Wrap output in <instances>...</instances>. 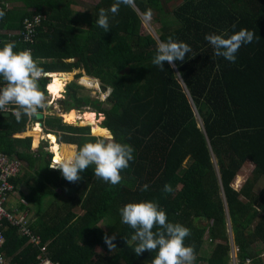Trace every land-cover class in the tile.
Listing matches in <instances>:
<instances>
[{"label": "trees", "instance_id": "obj_1", "mask_svg": "<svg viewBox=\"0 0 264 264\" xmlns=\"http://www.w3.org/2000/svg\"><path fill=\"white\" fill-rule=\"evenodd\" d=\"M115 2L98 0L80 13L83 7L77 0H0L5 12L0 29L9 30L0 36L11 39L2 41L0 48L13 42L14 52L30 48L38 66L56 79L50 94L54 85L74 78V69H82L86 76L81 78H95L109 90L99 101L77 97L81 87L76 82L68 85L67 101L92 105L104 118L103 127L84 120L90 128L49 117L47 125L63 131L64 142L76 144L63 143V153L111 134L134 149V159L121 171L118 185L97 178L95 165L73 183L51 168L52 153L41 147V132L28 128L35 118L25 115L17 122L15 116L0 117L1 153L15 157L21 170L32 173L21 197L37 214L27 227L40 239L33 245L4 218L1 254L8 264H39L41 248L46 247V258L58 264H152L158 250L135 253V230L122 223L120 209L128 203L155 202L168 222L190 229L184 244L194 246V264H229L231 243L239 248L241 264L247 259L261 264L264 0H134L131 6L121 4L115 16L108 12L110 31L105 32L96 24L98 13ZM142 16L159 25L155 38L143 31ZM33 18L38 22L32 41H23L22 22ZM242 28L253 31L256 39L241 46L234 63L215 55L205 39L208 34L227 38ZM170 38L187 43L191 52L183 62L175 61V68L164 62L161 70L152 60L158 42ZM44 82L39 80L40 89ZM247 162L253 169L235 190L232 183ZM19 174L9 178L12 188L21 180ZM145 184L147 190H141ZM165 185L172 191L165 192ZM104 219L108 228L100 225ZM114 234L116 247L109 249L104 238Z\"/></svg>", "mask_w": 264, "mask_h": 264}, {"label": "clouds", "instance_id": "obj_2", "mask_svg": "<svg viewBox=\"0 0 264 264\" xmlns=\"http://www.w3.org/2000/svg\"><path fill=\"white\" fill-rule=\"evenodd\" d=\"M133 3L134 0H116L107 11L101 8L96 24L105 32L110 31L108 12L115 16L118 14L121 4L131 6ZM147 14L151 16V10ZM4 16L5 12L0 10V19ZM205 39L213 46L215 55L234 63L236 53L241 46L252 43L256 39V34L242 28L227 38L223 35L208 34ZM14 47L15 43L13 42L0 48V77L6 82V85L0 88V112H10L11 115L15 116L17 122H20L22 116L25 115L29 118H35L28 123V128L31 129L32 125H35L36 118L49 106L48 98L38 83L48 74L38 66L30 50L14 52ZM190 52L191 47L187 43L176 42L170 38L167 42H158L152 63L160 67L161 70H164V62H168L169 66L175 68L174 62H183L186 54ZM81 77L79 78L81 79ZM51 81L52 79L49 78L45 85V91L48 95L47 85ZM70 83L68 82L66 85ZM101 89L102 92H109L105 88ZM51 102H53L52 99ZM9 105L16 107L10 110ZM99 125L102 126V124ZM46 132L49 131H44L45 135H47ZM60 132V130L51 128L49 133L57 134L58 138ZM42 139L47 140L45 137H41L40 141ZM58 141L61 140L58 139ZM47 142L48 145L45 148L52 153L51 168L59 169L63 178L73 183L82 179L79 173L87 169L89 165H95L94 175L97 178L113 186L118 185L122 180L121 171L127 169L129 162L134 159V149L128 144L116 142L112 134L95 143L87 142L78 149L73 148L64 152L56 162L54 161L53 150H51V143L48 140ZM147 188L148 185L145 184L141 190H147ZM164 191L171 192V186L165 185ZM120 215L122 223L135 230L132 239L138 241L133 248L137 255L145 251L158 250L152 264H194L196 259L194 246H185L184 244L185 238L191 234L190 229L179 223L168 222L165 211L160 209L157 203H128L120 209ZM154 227L157 228L155 232L153 231ZM104 239L109 249L116 247L113 243L115 234L112 237L106 235Z\"/></svg>", "mask_w": 264, "mask_h": 264}, {"label": "rangeland", "instance_id": "obj_3", "mask_svg": "<svg viewBox=\"0 0 264 264\" xmlns=\"http://www.w3.org/2000/svg\"><path fill=\"white\" fill-rule=\"evenodd\" d=\"M77 1L80 4V6L83 7V9H80V13H86V12H88V10L92 9V7L97 3L98 0H77ZM142 18H143V31L146 32V33L151 34V36H153L155 38L157 36L156 34H157V31H158L159 25L157 23H153L151 21V19H149V18H145L143 16H142ZM44 61H46V59H44ZM66 61L67 62H72L73 59H69L68 58V59H66ZM44 64H47V62H44ZM72 73L73 74L75 73V74H74V78L70 82H72V81L76 82L78 84V86L81 87V88H79L77 90V92H78L77 93V97H79V96L80 97H89L91 100L98 99L99 101H104L105 98L108 96L109 92L108 91L102 92V89L100 87V83L98 82L97 79L89 77V76H87L86 78H83V79L82 78L80 79V78L76 77V75L79 74V73L82 74V75L85 74L82 69H75V71H73ZM58 85L56 84V85L53 86V94H51V96L52 95H56V97L52 98V100L55 101L54 104H51V98H49L48 93H47L46 96L48 98L49 105L51 104V106L53 108H55V112H57L59 110H63L62 116L64 117L65 121L66 120L69 121L70 119H72L74 121L75 120L74 115L76 114V109H78L79 111H84L85 110L84 112L77 113L78 114V118L80 116H82L86 112H92L94 115L93 114L86 115L85 119H82V123L81 124H79V123H78V125L76 123H70V124L77 125V126H79V125L82 126L83 124H87V123H85L86 121H84V120H89V121H92L93 123H96L97 120H99V119L102 122V114H99V110L96 109L95 107H93L92 105H89V106H84V105L77 106V101H72V100L67 101V97H66L67 89H66V86H65V90L60 89L58 91V93H55V89L54 88H56V86H58ZM62 91H64V93H61ZM48 92H49V90H48ZM62 97L65 98V99H63ZM71 107H73V108H71ZM44 111H47V109H45ZM49 117L50 116H48L47 118H49ZM32 121L33 120H31L30 122H32ZM36 123H37V121L35 122V125H32V128L36 127ZM46 123H47V120H46ZM43 126H45V124H43ZM90 134L92 135L91 129H90ZM63 135H65L64 132H62V136ZM46 136L47 135H45L44 133H41L40 137H46ZM62 136L59 135V138H60L61 141L63 139ZM100 137H104V136H100ZM104 138H106V137H104ZM41 141H42L41 142V147L45 149V147L48 145V142L45 139H42ZM48 141H49V143H51V150H53L52 148H55V147H57L58 150L60 149V145H55L53 147V145H54L53 141L49 140V139H48ZM58 143L61 144L60 142H58ZM61 146H62V144H61ZM63 147H64V145H63ZM73 148H74V146H71L69 148V150H72ZM61 151H62V149L59 151V153L56 156V158L58 156H60ZM62 153H63V151H62ZM50 156H51V154H50ZM252 169H253V165L251 163H249V162L245 163V165L238 172V175H237L238 177L235 178V180L233 181L232 188H234L235 190H239L240 187L245 182V180L250 176V173H251ZM263 183H264V179H261L259 181V183H258V190L261 188ZM10 197L11 196L9 195V200H11ZM107 221H108L107 219H104V221L100 222V225L103 228H108L109 225H108ZM231 246H232V243H231ZM205 248H207L208 252H209V250H212V247H205ZM235 249L238 250V252H237V256H238L239 248L235 247ZM46 253H48L47 250H46ZM208 254L209 253H206V255H208ZM260 257H263L261 264H264V251L260 254Z\"/></svg>", "mask_w": 264, "mask_h": 264}, {"label": "built area", "instance_id": "obj_4", "mask_svg": "<svg viewBox=\"0 0 264 264\" xmlns=\"http://www.w3.org/2000/svg\"><path fill=\"white\" fill-rule=\"evenodd\" d=\"M38 20L33 18L32 20H27L24 19L22 22L23 25V30L19 31V34L22 35V40L23 41H32V34L31 32L35 31V25L37 24ZM37 31V30H36ZM2 32L0 31V34ZM4 41V39L0 36V43ZM24 50H30V48L26 47ZM6 84L0 83V88H3ZM16 106L15 105H9L8 108L10 110L14 109ZM4 114H9L11 115L10 112L8 113H3L0 112V117L4 116ZM31 128V127H30ZM21 162L17 160L13 156H7L5 154H2L0 151V223L2 219H6L9 224L17 226V229L20 231V234H24L29 236L30 238V243L33 245H39L40 244V239L38 236L33 235L31 230L27 227L28 223V218L25 216V214H19L17 217L6 211V206L5 203L7 201V194L13 191L12 184L9 181V178H14L16 177L21 170ZM1 225V224H0ZM4 244V233L3 230L0 228V248ZM231 249L234 251H237L232 244ZM46 247L41 248L43 257L39 256V264H58L53 262L51 259L46 258L47 253H46ZM235 253V252H234ZM236 255H233V257L230 259L229 264H241L240 261L238 260L237 253ZM0 264H8V262L5 261L3 255L0 252ZM245 264H254L251 259H247L245 261Z\"/></svg>", "mask_w": 264, "mask_h": 264}, {"label": "crops", "instance_id": "obj_5", "mask_svg": "<svg viewBox=\"0 0 264 264\" xmlns=\"http://www.w3.org/2000/svg\"><path fill=\"white\" fill-rule=\"evenodd\" d=\"M0 31L1 32H3L4 34H5V31H9V30H6V29H4V28H1L0 29ZM11 32H12V30H10ZM11 41V39L10 38H7V37H5V41H3V42H10ZM50 60V59H49ZM73 71H75V69L73 70ZM72 71V72H73ZM72 72H70V74L72 73ZM51 73H62V72H51ZM48 74V73H47ZM75 74V73H74ZM78 75V74H77ZM76 75V76H77ZM81 76H86L85 74H83V75H81ZM50 77H44V79H45V85H46V83H47V80L49 79ZM3 79V78H2ZM99 81V80H98ZM73 82V81H72ZM71 82V83H72ZM0 83H4V84H6V82L4 81V80H0ZM70 83V84H71ZM68 87V85H66V88ZM42 89V91H44V89H45V86H44V89L43 88H41ZM46 92V91H45ZM45 95H47V93H45ZM80 97V96H79ZM49 98H50V96H49ZM51 104H54V101L53 102H51ZM51 104L48 106V108H47V110L48 109H50V108H52V106H51ZM71 108H73V107H71ZM60 112H62L63 110H59ZM59 111H57V112H59ZM42 114H43V119H40V120H37V121H40V126L42 127V132L44 133V131H49V132H51V126H49V125H47V123H46V120L48 119L47 117L48 116H50L51 117V115L49 114V112L48 111H42ZM9 116H14V115H9L8 114V117ZM2 117H4V116H2ZM102 119H103V115H102ZM102 122L100 121V124H101ZM43 124H45V126H43ZM67 124H69V123H67ZM73 125V124H72ZM77 126V125H76ZM80 126V125H79ZM83 126V125H82ZM53 129H56V130H59L58 128H55V127H53ZM61 131V130H60ZM62 132L63 131H61L60 133H59V135L60 136H62ZM63 137V136H62ZM58 139L60 140V138H59V136H58ZM59 142V141H58ZM61 143H67V144H72V145H74L75 147H76V144H74V143H68V142H64L63 141V139H62V141H60ZM55 145H59V144H54L53 145V147L55 146ZM45 150H47V149H45ZM54 164V163H53ZM26 170L27 169H25V168H22V170H21V172H20V174H19V179H21L19 182H16L14 185H13V191L10 193V198H11V200H9V196H8V198H7V201H6V209H8L10 212H12V213H19V214H25V216L28 218V220L29 221H33V220H35V218L37 217V214L35 213V212H33V208L31 207V205L29 204V203H26V202H24L23 200H22V194L23 193H25L26 192V190H27V185H26V181L25 180H28V177H31L30 175L32 174L31 173V171H28L27 170V173L28 174H26ZM31 173V174H30ZM25 174V175H24ZM30 174V175H29ZM25 182V183H24ZM30 183V182H29ZM13 200V201H12ZM18 214V215H19ZM235 247V246H234ZM237 253V251H234L233 249H231L230 250V254H229V258L231 257H233V255H236L235 253Z\"/></svg>", "mask_w": 264, "mask_h": 264}, {"label": "bare ground", "instance_id": "obj_6", "mask_svg": "<svg viewBox=\"0 0 264 264\" xmlns=\"http://www.w3.org/2000/svg\"><path fill=\"white\" fill-rule=\"evenodd\" d=\"M46 77H49V73H48V75L46 76ZM52 79V81L49 83V86H48V88H47V90H49V96H50V98L52 99V98H54V97H56V95H52L51 96V94H50V90H51V87H50V84L51 83H53L56 79L55 78H51ZM58 79H61V78H58ZM83 79V78H82ZM68 82H70V81H68V80H63V81H61L60 83H59V85L58 86H56V88H54L55 89V93H58V91L60 90V89H62V90H64L65 89V86H66V84L68 83ZM88 111V110H87ZM84 112V111H83ZM77 113H80V111L79 110H76V114L74 115V118H75V120L73 121L72 119H70L69 120V122L70 123H76L77 125H78V123L79 124H81L82 123V119H85V117H86V115H89V114H93L92 112H86V113H84L82 116H80L79 118H78V114ZM73 114V113H72ZM94 115V114H93ZM78 118V119H77ZM98 122H100V119L99 120H97V122L94 124V125H96V124H99ZM40 122L39 121H37V123H36V127L35 128H32L33 130H38V131H40L41 133H42V127H40ZM39 125V126H38ZM93 126V125H92ZM47 134V136L45 137L47 140L49 139V140H52L53 141V143L54 144H59L58 143V138L56 137V136H54V133H49L48 134V132L46 133ZM61 143V142H60ZM61 144H62V147H61ZM61 144H59L60 145V149L58 150V148L57 147H55V148H52L53 149V153L54 154H56V156L58 155V153H59V151L62 149V151H63V143H61ZM62 151H61V153H60V156H61V154H62ZM60 156H58L57 157V160L60 158ZM54 161L56 162V158L54 159Z\"/></svg>", "mask_w": 264, "mask_h": 264}, {"label": "water", "instance_id": "obj_7", "mask_svg": "<svg viewBox=\"0 0 264 264\" xmlns=\"http://www.w3.org/2000/svg\"><path fill=\"white\" fill-rule=\"evenodd\" d=\"M103 90H105V89H103ZM48 112H49V114L52 116V117H55V118H63V116H62V112H55V108H50V109H48L47 110ZM55 112V113H54ZM4 117H8V114H4ZM44 117H43V114H40L36 119L37 120H40V119H43ZM103 118H104V116H103ZM99 124H100V122H98ZM86 125H88V126H90L89 124H86ZM54 136H56L57 137V134H54ZM53 163H54V161H53ZM197 218L195 217L194 218V220H196ZM228 225H229V223H228ZM230 226V225H229ZM229 232H231V230L229 229ZM231 239H232V237H231Z\"/></svg>", "mask_w": 264, "mask_h": 264}]
</instances>
